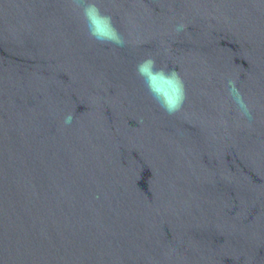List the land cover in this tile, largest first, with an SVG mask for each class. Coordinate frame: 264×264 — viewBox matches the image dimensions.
Wrapping results in <instances>:
<instances>
[{
    "label": "water",
    "instance_id": "1",
    "mask_svg": "<svg viewBox=\"0 0 264 264\" xmlns=\"http://www.w3.org/2000/svg\"><path fill=\"white\" fill-rule=\"evenodd\" d=\"M96 2L124 47L70 0H0V264H264V0Z\"/></svg>",
    "mask_w": 264,
    "mask_h": 264
},
{
    "label": "clouds",
    "instance_id": "2",
    "mask_svg": "<svg viewBox=\"0 0 264 264\" xmlns=\"http://www.w3.org/2000/svg\"><path fill=\"white\" fill-rule=\"evenodd\" d=\"M73 9L78 12L89 38L102 43L125 46V39L113 24L112 17L101 11L96 0H70ZM184 25H178L176 31L180 32ZM136 74L143 81L152 99L169 115L179 112L186 99L184 82L175 70L165 71L157 68L156 60L148 57L136 65ZM229 95L238 106L243 117L251 119V112L238 92L234 80H228ZM73 115L69 113L64 118V124L70 125Z\"/></svg>",
    "mask_w": 264,
    "mask_h": 264
}]
</instances>
